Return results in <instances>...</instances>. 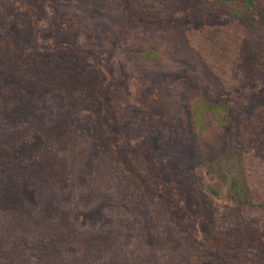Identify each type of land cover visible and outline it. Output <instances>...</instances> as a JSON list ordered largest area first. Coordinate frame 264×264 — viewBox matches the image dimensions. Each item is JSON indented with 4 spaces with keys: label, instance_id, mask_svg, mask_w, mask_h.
<instances>
[{
    "label": "rangeland",
    "instance_id": "374dc122",
    "mask_svg": "<svg viewBox=\"0 0 264 264\" xmlns=\"http://www.w3.org/2000/svg\"><path fill=\"white\" fill-rule=\"evenodd\" d=\"M0 31L47 84L19 124L93 82L68 149L21 143L67 169L0 209V264H264V0H0Z\"/></svg>",
    "mask_w": 264,
    "mask_h": 264
},
{
    "label": "trees",
    "instance_id": "16d2710c",
    "mask_svg": "<svg viewBox=\"0 0 264 264\" xmlns=\"http://www.w3.org/2000/svg\"><path fill=\"white\" fill-rule=\"evenodd\" d=\"M51 64H58V62ZM41 70V62L37 60L32 51L23 50L20 40L16 36L4 34L0 31V99L3 100V104H6H0V209L2 210L21 209L20 184L24 176L28 175L29 179L31 178V184L34 186L37 184L36 180L39 177L42 178L41 176L46 179L47 175H51L58 180L57 182L64 179L65 168L67 169L66 156H61L56 149L42 151L39 152L40 154L34 152L27 160L19 156L18 149L22 142L29 141L30 138L34 137V134L39 135L46 143L60 149L62 152L66 148L68 149V146L72 145V140L71 137L66 135L67 114L77 107L78 101L86 98H82V93H85L86 89L92 91L90 84H93V82L90 80L88 84L78 86L80 79L70 81L69 78H64L62 82L66 83L68 90L65 107L58 114V123L43 122V116L36 113V117L33 119L19 124L17 110L22 100L37 101L42 97L43 86L47 85L45 81L42 82ZM43 70V73H46L47 70ZM9 73L15 74L16 79L14 83L4 87L2 81ZM69 82H71L70 85H68ZM12 97H17L18 100L13 99L15 102L12 105H7L5 100ZM37 125L41 128L38 129ZM52 160L56 165L46 169L45 167ZM42 170L46 176L41 172ZM35 194L38 196L36 190ZM29 213L28 211L27 214L29 215ZM170 247L172 252L174 248L173 246Z\"/></svg>",
    "mask_w": 264,
    "mask_h": 264
}]
</instances>
